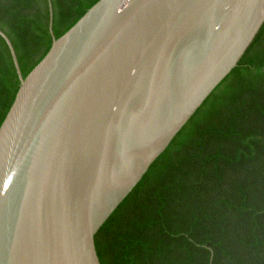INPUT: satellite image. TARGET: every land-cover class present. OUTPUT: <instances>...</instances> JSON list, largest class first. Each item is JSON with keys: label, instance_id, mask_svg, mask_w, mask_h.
Instances as JSON below:
<instances>
[{"label": "water", "instance_id": "obj_1", "mask_svg": "<svg viewBox=\"0 0 264 264\" xmlns=\"http://www.w3.org/2000/svg\"><path fill=\"white\" fill-rule=\"evenodd\" d=\"M263 23L264 0H98L26 77L0 29L21 79L0 124V264H101L98 231Z\"/></svg>", "mask_w": 264, "mask_h": 264}, {"label": "trees", "instance_id": "obj_2", "mask_svg": "<svg viewBox=\"0 0 264 264\" xmlns=\"http://www.w3.org/2000/svg\"><path fill=\"white\" fill-rule=\"evenodd\" d=\"M97 1L0 0L23 77ZM20 85L0 34V124ZM95 242L101 264H264V23Z\"/></svg>", "mask_w": 264, "mask_h": 264}]
</instances>
